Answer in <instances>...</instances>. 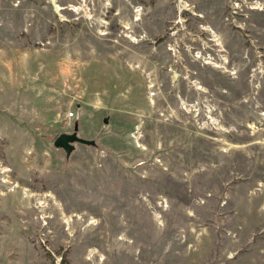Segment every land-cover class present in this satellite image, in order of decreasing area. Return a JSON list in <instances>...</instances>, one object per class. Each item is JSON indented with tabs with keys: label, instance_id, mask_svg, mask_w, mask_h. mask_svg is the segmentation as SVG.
<instances>
[{
	"label": "rangeland",
	"instance_id": "1",
	"mask_svg": "<svg viewBox=\"0 0 264 264\" xmlns=\"http://www.w3.org/2000/svg\"><path fill=\"white\" fill-rule=\"evenodd\" d=\"M56 1L0 0V264H264V0Z\"/></svg>",
	"mask_w": 264,
	"mask_h": 264
},
{
	"label": "water",
	"instance_id": "2",
	"mask_svg": "<svg viewBox=\"0 0 264 264\" xmlns=\"http://www.w3.org/2000/svg\"><path fill=\"white\" fill-rule=\"evenodd\" d=\"M50 4L53 13L59 20H64L60 12V8L57 5L56 0H47ZM106 123V121H105ZM78 146H84L87 148H93L101 151V147L98 144L97 139H84L78 135L77 126L74 127L71 133H62L55 137L53 140V147L57 150H62L65 154L66 162H69L71 155L77 150Z\"/></svg>",
	"mask_w": 264,
	"mask_h": 264
},
{
	"label": "bare ground",
	"instance_id": "3",
	"mask_svg": "<svg viewBox=\"0 0 264 264\" xmlns=\"http://www.w3.org/2000/svg\"><path fill=\"white\" fill-rule=\"evenodd\" d=\"M138 18V17H137Z\"/></svg>",
	"mask_w": 264,
	"mask_h": 264
},
{
	"label": "built area",
	"instance_id": "4",
	"mask_svg": "<svg viewBox=\"0 0 264 264\" xmlns=\"http://www.w3.org/2000/svg\"><path fill=\"white\" fill-rule=\"evenodd\" d=\"M72 117V116H71Z\"/></svg>",
	"mask_w": 264,
	"mask_h": 264
}]
</instances>
